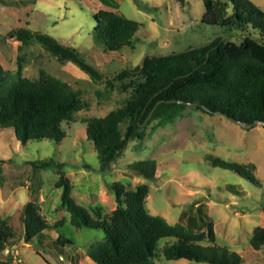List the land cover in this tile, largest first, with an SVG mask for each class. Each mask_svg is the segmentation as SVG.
<instances>
[{
	"label": "rangeland",
	"instance_id": "obj_1",
	"mask_svg": "<svg viewBox=\"0 0 264 264\" xmlns=\"http://www.w3.org/2000/svg\"><path fill=\"white\" fill-rule=\"evenodd\" d=\"M264 10V0H251ZM112 10L139 23L131 45L107 50L95 31L93 14ZM201 0H0V64L7 75L16 71L22 57V76L36 79L39 70L79 89L88 107L74 114V121L64 123L66 137L59 142L44 139L20 144L13 132L0 129V219L14 231L0 259L12 264H95L86 256L90 244L103 239L102 230L76 228L60 204L61 189L57 163L71 185L73 201L91 213L99 210L108 219L116 207L109 184L120 182L127 189L146 184V207L168 223L184 224L185 215H197L194 206L204 205L211 221L216 244L238 253L243 264H264V246L255 250L249 239L256 226L264 224V127L244 128L232 120L204 113L187 105L174 122L158 126L146 118L141 137L131 139L110 168L102 172L83 121L102 117L122 106L131 96L127 90L95 83L70 61H58L40 44L20 45L8 36L11 30L27 28L48 35L65 46L76 49L81 58L104 77L141 65L147 55H168L189 47L210 43L221 37L225 43L247 45L263 55L252 29L228 30L202 20ZM262 50V51H261ZM128 81V80H127ZM126 81V82H127ZM119 82H114L118 85ZM128 83V82H127ZM97 92H105L101 98ZM107 93V94H106ZM126 123L120 125L124 131ZM208 155L242 165H254L253 173L261 182L255 186L238 174L210 164ZM151 159L156 162L153 179L126 170L133 164ZM48 161V167L32 168L31 161ZM232 185L242 194L230 191ZM40 207L47 222L44 234L29 243L22 240V209L29 202ZM61 220V223L58 222ZM205 229V228H204ZM63 235L73 244L59 245L54 240ZM172 238H162L161 248ZM154 264H206L186 259L154 260Z\"/></svg>",
	"mask_w": 264,
	"mask_h": 264
},
{
	"label": "trees",
	"instance_id": "obj_2",
	"mask_svg": "<svg viewBox=\"0 0 264 264\" xmlns=\"http://www.w3.org/2000/svg\"><path fill=\"white\" fill-rule=\"evenodd\" d=\"M175 1L184 4L186 0ZM201 1L205 23L228 30L252 29L257 33V44L264 50V10L253 1ZM93 19L98 38L110 51L131 45V38L139 26L137 21L112 10H100L93 14ZM8 36L20 45L40 44L58 61L74 63L95 83L122 90L131 86L132 94L122 106L102 117L83 121L86 137L93 144L102 172L110 168L131 139H140L141 126L155 105L149 118L156 120L157 127L174 122L187 105L204 113L220 112L228 119L243 123H264V51L263 55H258L247 45L225 43L218 36L208 44L178 53L147 56L142 66L122 70L109 78L86 63L75 48L61 45L48 35L19 28L11 30ZM16 67L14 74L7 75L0 64V129L11 130L22 145L44 139L61 141L67 135L62 125L74 121V114L88 107L81 90L73 89L42 69L36 79L23 77L20 56ZM116 81L119 83L115 86ZM103 94L105 92H97L99 98ZM124 122L126 125L121 131L120 125ZM207 157L212 166L228 169L253 185L261 186L253 173L254 165ZM30 164L34 169L50 165L41 160ZM56 165L58 179L54 185L61 189L60 204L68 212L70 223L76 228L86 227L104 233L101 241L86 249V256L95 264H154L160 257L206 264H243L238 253L216 244L212 222L204 220L203 216L207 218V215L202 203L194 206L196 216L182 212L181 216L186 219L184 224H170L147 209L149 188L146 184L127 189L124 184L113 182L109 189L114 194L116 207L106 219L100 216L99 210L91 213L73 201L71 185L62 170L64 164ZM132 166L147 179L155 177L154 160L144 159ZM227 188L242 194L232 185ZM22 227L24 243L44 234L47 222L37 203L29 201L24 205ZM14 237L12 228L0 219V254ZM162 238L173 240L160 248ZM249 242L255 250L264 246V228L254 227ZM54 243L73 244L63 235ZM0 264L12 262L0 259Z\"/></svg>",
	"mask_w": 264,
	"mask_h": 264
},
{
	"label": "water",
	"instance_id": "obj_3",
	"mask_svg": "<svg viewBox=\"0 0 264 264\" xmlns=\"http://www.w3.org/2000/svg\"><path fill=\"white\" fill-rule=\"evenodd\" d=\"M147 56H159V54H155V55H147ZM147 56H145V57H147ZM144 59H145V58H144ZM144 59H143V61H142V63H141V66H142V64H143V62H144ZM155 106H156V105H155ZM155 106H154V107H155ZM154 107H153V109H154ZM153 109L151 110V112L149 113V115L147 116V118L150 116V114L152 113ZM217 114L223 116L222 113H220V112L217 113ZM230 120H232L233 122L239 124L240 126H242V127H244V128H251V127H253V126L256 125V124H261L262 126H264V123H260V122H257V121H254V122H252V123H243V122H239V121H236V120H233V119H230ZM126 170H128L129 172H132V173H134V174H141V171H140L139 169H137V168L129 167V168H127Z\"/></svg>",
	"mask_w": 264,
	"mask_h": 264
},
{
	"label": "crops",
	"instance_id": "obj_4",
	"mask_svg": "<svg viewBox=\"0 0 264 264\" xmlns=\"http://www.w3.org/2000/svg\"><path fill=\"white\" fill-rule=\"evenodd\" d=\"M261 227H263V228H264V224H263Z\"/></svg>",
	"mask_w": 264,
	"mask_h": 264
}]
</instances>
